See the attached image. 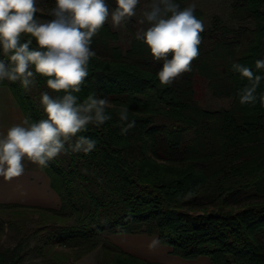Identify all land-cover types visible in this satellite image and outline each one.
Segmentation results:
<instances>
[{"label": "trees", "instance_id": "trees-1", "mask_svg": "<svg viewBox=\"0 0 264 264\" xmlns=\"http://www.w3.org/2000/svg\"><path fill=\"white\" fill-rule=\"evenodd\" d=\"M106 1L116 7L115 0ZM175 2L181 10L189 4ZM194 14L202 15L198 8ZM229 15L239 24L212 16L191 72L171 85L160 84L162 61L136 38L131 19L125 22L131 35L125 48L105 23L92 38L89 75L74 94L78 102L89 95L108 99L112 118L78 134L97 141L93 151L72 152L66 144L68 151L43 168L59 195L58 208L0 203V238L5 228L11 231L0 245V264L22 262L28 238L40 264H66L97 247L99 264H162L102 238L134 232L156 234L185 259L203 255L209 264H264V106L259 99L240 103L249 81L232 69L239 63L260 75L256 95H264V69L255 67L264 59V0H232ZM0 60L7 63L2 49ZM195 75L207 81L213 95L230 97L229 106L202 107L194 95ZM0 85L9 87L30 122L46 118L42 92L63 95L48 89L39 75L29 90L19 81ZM123 108L128 122L135 121L126 135L121 128L128 122L119 119Z\"/></svg>", "mask_w": 264, "mask_h": 264}, {"label": "clouds", "instance_id": "clouds-1", "mask_svg": "<svg viewBox=\"0 0 264 264\" xmlns=\"http://www.w3.org/2000/svg\"><path fill=\"white\" fill-rule=\"evenodd\" d=\"M140 0H115L114 10L105 0H55L50 20L37 18V0H0V49L7 63L0 60V81H19L25 90L35 84L37 75L46 78L48 89L40 94V104L46 116L36 122L28 118L14 124L6 133H0V178L6 182L18 180L25 174V160L41 169L62 153L68 144L72 152L90 153L97 141L83 135L89 124L103 125L112 117L106 109L109 101L89 95L78 102L74 93L88 77L92 38L111 18L113 27L122 26L136 15ZM195 3L181 10L175 0H152L150 10L144 12L149 23L146 30L137 32L136 38L149 48L154 60L162 61L157 73L161 85H171L184 73L191 72L192 63L199 55L202 20L196 17ZM22 37H27L21 42ZM35 41L36 47H32ZM256 69H264V59L255 62ZM232 69L249 81L239 93L241 104L264 106V95L256 90L262 77L239 63ZM122 122H128V109L119 113ZM135 121L121 128L127 134ZM73 138H75L74 143ZM18 188L22 187L17 185ZM159 243L152 240L149 248Z\"/></svg>", "mask_w": 264, "mask_h": 264}, {"label": "crops", "instance_id": "crops-1", "mask_svg": "<svg viewBox=\"0 0 264 264\" xmlns=\"http://www.w3.org/2000/svg\"><path fill=\"white\" fill-rule=\"evenodd\" d=\"M23 119H25L23 112L9 87L0 85V133H6L8 128L20 123ZM24 163L25 174L18 180L6 182L0 178V203L58 208L61 203L59 195L50 186L49 177L45 171L27 160ZM17 185L22 187L18 188ZM102 238L115 247L150 262H160L162 264H209V259L203 255L193 259H185L174 255L170 252V246L160 242L154 248H149L152 240H158L157 235L153 233H103ZM100 258L101 251L97 247L79 259L70 260L66 264H99ZM23 261L19 264L23 263Z\"/></svg>", "mask_w": 264, "mask_h": 264}, {"label": "rangeland", "instance_id": "rangeland-1", "mask_svg": "<svg viewBox=\"0 0 264 264\" xmlns=\"http://www.w3.org/2000/svg\"><path fill=\"white\" fill-rule=\"evenodd\" d=\"M52 2L53 1L49 0H37V7L39 9L38 12L40 14L51 13V10L54 9L55 4V1L53 3ZM105 2L108 5L110 11L115 9L106 0ZM231 2L232 0H189L188 6L195 3V8H198L202 13V15L198 19L203 21L204 28L206 29L210 26L211 17L214 15L222 17V19L232 25L239 24V22L233 20L229 15ZM151 3L152 0H140L136 8V15L130 18L133 21V24L136 27L137 31L146 30L150 26L146 20L144 23H140V21L144 20V12L150 10ZM40 18L44 19L42 16H40ZM107 23L113 30L118 32V44L123 48L127 47L131 40V35L126 28L125 23L122 26L114 28L110 17ZM193 87L195 99L202 107L206 109L213 110L226 108L230 104V97L213 95L207 84V81L198 75H195L193 77ZM29 224L31 225V222H29ZM4 231L6 235L11 234V231L7 228H5ZM5 234L0 238V245L6 244L8 241ZM33 244L34 243L31 238H28L25 241L24 246L27 250V254L24 258L25 261H23V263L21 264H40V259L36 255L34 249H32Z\"/></svg>", "mask_w": 264, "mask_h": 264}]
</instances>
